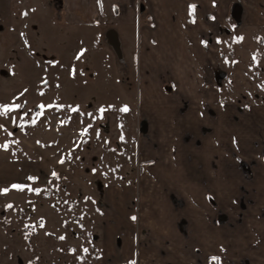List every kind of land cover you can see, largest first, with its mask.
<instances>
[{"label": "rangeland", "instance_id": "rangeland-1", "mask_svg": "<svg viewBox=\"0 0 264 264\" xmlns=\"http://www.w3.org/2000/svg\"><path fill=\"white\" fill-rule=\"evenodd\" d=\"M178 1L161 19L142 1L120 61L111 27L67 22L62 0H0V264H218L207 156L223 109L264 114V14Z\"/></svg>", "mask_w": 264, "mask_h": 264}, {"label": "crops", "instance_id": "crops-1", "mask_svg": "<svg viewBox=\"0 0 264 264\" xmlns=\"http://www.w3.org/2000/svg\"><path fill=\"white\" fill-rule=\"evenodd\" d=\"M142 1L154 3L150 8L158 19L163 16L162 11L169 8L165 3L167 0H62V6L65 20L71 24L99 23L115 31L117 27L134 26L145 14L146 7ZM182 1L185 2L180 0L176 6L182 7ZM206 1L207 5L200 2L199 7L204 6L209 11L206 17H211L214 11L212 0ZM256 1L259 5L256 13L263 17L264 0ZM229 3V0H220L216 9L217 18L224 19ZM223 110L221 116L217 114L222 119L223 130L221 133L213 132L216 138L221 135L218 142L222 155L214 157L212 152L207 156V190L221 204L216 211L208 213L206 255L217 258L218 264H264V114L247 113L244 108ZM235 125L236 130H231ZM224 155L226 158L227 155L232 156L228 160ZM245 169L249 178L243 175ZM232 198L236 199L237 209L233 222L231 215L227 216L228 210L224 205ZM234 225L238 228L236 233L232 232ZM228 249L238 252L230 261L226 255ZM132 259L133 256L117 255L103 257L100 263L130 264Z\"/></svg>", "mask_w": 264, "mask_h": 264}, {"label": "water", "instance_id": "water-1", "mask_svg": "<svg viewBox=\"0 0 264 264\" xmlns=\"http://www.w3.org/2000/svg\"><path fill=\"white\" fill-rule=\"evenodd\" d=\"M110 32L114 33L115 31L114 30H110ZM109 43L112 46V48H113L115 54L117 55L118 59L120 61H122V53H121V49H120V46H119V41L117 40V34H115L114 40H111V39L109 40ZM215 76H216V82H217V84H219L221 82V80L225 77V74L222 72V73L216 74Z\"/></svg>", "mask_w": 264, "mask_h": 264}, {"label": "flooded vegetation", "instance_id": "flooded-vegetation-1", "mask_svg": "<svg viewBox=\"0 0 264 264\" xmlns=\"http://www.w3.org/2000/svg\"><path fill=\"white\" fill-rule=\"evenodd\" d=\"M235 17H237L236 16V14H235ZM110 30H112V29H110ZM110 30H108L107 32H106V36L108 37V39L110 40H114V38H115V34H116V31L113 33V32H110ZM108 34V35H107ZM117 38H118V36H117ZM221 73V72H220ZM215 74H218L217 72H215Z\"/></svg>", "mask_w": 264, "mask_h": 264}, {"label": "snow or ice", "instance_id": "snow-or-ice-1", "mask_svg": "<svg viewBox=\"0 0 264 264\" xmlns=\"http://www.w3.org/2000/svg\"><path fill=\"white\" fill-rule=\"evenodd\" d=\"M123 111H127L128 109L125 107L124 109H122ZM5 111H7V109H5ZM53 175H55V173H53ZM13 187L19 188V185H13ZM133 219H135V217H133ZM63 238V237H62ZM86 251V250H85ZM215 259V258H214Z\"/></svg>", "mask_w": 264, "mask_h": 264}, {"label": "trees", "instance_id": "trees-1", "mask_svg": "<svg viewBox=\"0 0 264 264\" xmlns=\"http://www.w3.org/2000/svg\"><path fill=\"white\" fill-rule=\"evenodd\" d=\"M222 73V72H221ZM220 91V90H219Z\"/></svg>", "mask_w": 264, "mask_h": 264}]
</instances>
